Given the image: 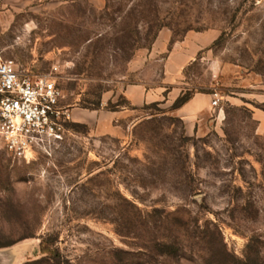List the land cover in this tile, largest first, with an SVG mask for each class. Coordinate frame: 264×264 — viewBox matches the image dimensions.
Segmentation results:
<instances>
[{"label": "rangeland", "instance_id": "374dc122", "mask_svg": "<svg viewBox=\"0 0 264 264\" xmlns=\"http://www.w3.org/2000/svg\"><path fill=\"white\" fill-rule=\"evenodd\" d=\"M0 60L69 113L49 152L0 140L1 264H264V0H0ZM133 84L159 98L112 121Z\"/></svg>", "mask_w": 264, "mask_h": 264}, {"label": "built area", "instance_id": "2783aa9c", "mask_svg": "<svg viewBox=\"0 0 264 264\" xmlns=\"http://www.w3.org/2000/svg\"><path fill=\"white\" fill-rule=\"evenodd\" d=\"M63 99L52 74L23 73L12 60H0V140L15 159L49 152L64 139L69 113ZM219 100L215 93L213 105Z\"/></svg>", "mask_w": 264, "mask_h": 264}, {"label": "crops", "instance_id": "0c3cea01", "mask_svg": "<svg viewBox=\"0 0 264 264\" xmlns=\"http://www.w3.org/2000/svg\"><path fill=\"white\" fill-rule=\"evenodd\" d=\"M191 56L188 53H184L181 51V53H178L176 59H173L172 63H168L167 64V68H182L187 62H189L191 60ZM160 93V92H159ZM159 93H156V91H148L147 92V88L142 85V84H133L128 86L125 90H124V95L126 96L127 100L129 101L131 107H127L124 109L127 110H112V111H108V117L112 120V121H117L119 118V121L121 120V118H124V125H132V123L135 121V119H137V116L139 115L138 113V108H140L143 104H145V102H150L149 100L151 96H153V94H155V96H157L159 98ZM200 98V95L196 94L195 96H193V98L187 102L183 107H181L180 109V113L184 114L187 110H191V109H195L197 102ZM153 100H157L156 97ZM183 112V113H182ZM205 112V111H203ZM137 114V115H136ZM195 117L197 118V115H195ZM191 118L186 119V127L188 131H193L194 126L196 124V121L193 120Z\"/></svg>", "mask_w": 264, "mask_h": 264}, {"label": "trees", "instance_id": "16d2710c", "mask_svg": "<svg viewBox=\"0 0 264 264\" xmlns=\"http://www.w3.org/2000/svg\"><path fill=\"white\" fill-rule=\"evenodd\" d=\"M191 98H192V95H191L190 93L182 94L181 96H179V97L177 98V100L175 101L174 106H175V107H181V106H183L185 103H187Z\"/></svg>", "mask_w": 264, "mask_h": 264}, {"label": "water", "instance_id": "95a60500", "mask_svg": "<svg viewBox=\"0 0 264 264\" xmlns=\"http://www.w3.org/2000/svg\"><path fill=\"white\" fill-rule=\"evenodd\" d=\"M0 264H1V262H0Z\"/></svg>", "mask_w": 264, "mask_h": 264}]
</instances>
